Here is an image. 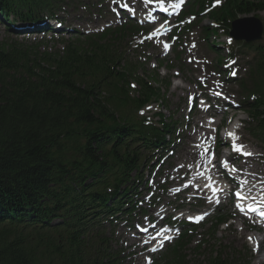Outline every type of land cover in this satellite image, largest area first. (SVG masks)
Instances as JSON below:
<instances>
[{"label":"trees","instance_id":"obj_1","mask_svg":"<svg viewBox=\"0 0 264 264\" xmlns=\"http://www.w3.org/2000/svg\"><path fill=\"white\" fill-rule=\"evenodd\" d=\"M63 1L0 0V17L29 19ZM212 1L192 0L183 17ZM224 1L209 19L227 34L239 17L264 13V0ZM139 31L79 37L60 52L0 45V264H122L105 224L132 198L143 151L165 149L174 135L163 116L152 126L136 115L163 99L125 58L124 39ZM203 31L206 41L217 33ZM245 49L256 56L238 86L255 97L244 109L264 142V45ZM191 241L184 233L156 264H187ZM240 254L221 251L207 264H248Z\"/></svg>","mask_w":264,"mask_h":264},{"label":"rangeland","instance_id":"obj_2","mask_svg":"<svg viewBox=\"0 0 264 264\" xmlns=\"http://www.w3.org/2000/svg\"><path fill=\"white\" fill-rule=\"evenodd\" d=\"M109 1V0H106ZM116 0H113V2ZM151 2L153 0H150ZM169 1H176V0H169ZM134 4V8L139 10L141 7H144L143 2L141 1H131ZM95 3V4H94ZM83 4L89 5L91 8L90 13H84L82 9L73 10L72 8L65 7L64 10H66V18L71 22L70 28L79 30L80 32L91 33L93 31H99L102 28L107 27L111 21H118V18L116 16H111L110 13L105 14L103 17L99 18L97 15V11L99 8H95L96 6V0H84ZM93 4L95 7H93ZM111 10H115L113 5L110 6ZM258 17L262 22L264 21V15H259ZM64 17V15L62 16ZM74 23L79 24V27H73ZM196 23V22H195ZM176 24V21L173 23L168 24L167 26H170L173 28V26ZM264 24V23H263ZM195 25V24H194ZM78 26V25H77ZM204 26H210V23L208 20H204L201 25H199V28L195 29V31L189 35L188 37H184L182 39V48L183 50L180 52V60L175 63V59L177 58V55L174 54V51H171L167 53L166 50L163 49V42H167V40H154L153 42L151 39H148L146 42H138L139 47L136 49L134 53L129 52V56L133 62H138V65L140 67H143L145 64L146 57H148L149 64L148 68L150 70L153 69V65L157 67L160 62L164 63V69L163 71H160L158 74L161 78V80H166L167 82H170V87L168 91H164L166 93V100L168 102L167 108H161L163 111V114L167 118V121L174 120L177 122L178 127L180 130L185 134L184 141H177V151L178 153L176 156L169 160L174 166L175 169L168 172L169 176L173 175L175 179L178 181H182L184 177L177 178L178 172L181 169V167H185L187 165L192 166V161L198 158L199 155L203 154L204 150L208 148L209 144H213L215 140L213 141H205L208 142L205 145L201 146V149L198 150L197 147V140L204 138L206 139L201 132L200 126L207 124L210 125L213 129L210 131V139H214V129L218 128L220 131V128L222 126L227 127L231 124L235 123V126L239 125L237 129L240 131L238 132V137L240 139V143L245 145V151L252 153L251 159H244V162H241V167L246 169H251L254 172H259L257 174L258 177H264V148L261 147V145L251 136L249 135L247 129L251 127L248 126L247 129L243 130V122L249 124V120L247 117V114L239 111L234 108H231L229 112H226L223 115L219 112L220 110L213 108L205 114L202 110L205 108L201 105L200 101L196 108L192 111L190 115H188V111L190 110V97L192 95L198 96V91L203 90V93H207L206 97L211 100V97L214 95L212 94V89L221 88L225 91L221 97H224L226 99H230L233 104L236 102L239 104H242L244 102V98L242 96H239L238 89L234 86V84H228L223 80V78H230L226 75V73H223L222 76L218 79V72L225 71L222 66L217 68L216 71L213 70L212 66H215V60L212 58V56H209L207 53V48L200 42V35L203 36L201 28ZM154 30V29H153ZM173 31V29H172ZM154 31H152L153 33ZM74 34H62L61 36H55L54 34H48L46 37H27V35L19 34V36L14 35L11 33L10 28H7L6 25L0 24V44L6 45L8 42H17L19 45L23 47H31L32 45H39L40 49L42 51H52V52H59L62 51L64 47L67 46L68 43L71 42V40H75V36H72ZM163 41V42H161ZM220 44H224L226 42L225 38H222L218 40ZM264 41V38L261 42ZM155 42V43H154ZM161 42V43H159ZM178 42V41H177ZM175 42V44L177 43ZM260 42V43H261ZM195 44V47H192V45ZM259 44V43H256ZM146 46V47H145ZM143 47V48H141ZM206 48V49H205ZM181 49H178V51ZM238 50L235 46V53H237ZM239 55V53L237 54ZM221 57L223 58L222 63L224 62V59L226 58V54L222 53ZM239 64L247 61L245 58L242 57V55L238 56ZM167 66V67H166ZM169 67H173L175 69L169 70ZM242 69V68H241ZM153 72L152 70H150ZM177 73H179L178 76ZM143 74V72H142ZM244 75V72H239V77H242ZM220 80V81H219ZM133 83V82H132ZM179 86L180 88L177 89V91H174V87ZM218 90V89H217ZM219 91V90H218ZM233 94H236L233 95ZM228 96L229 98H227ZM186 97L188 98V101L186 100ZM234 100V101H233ZM216 107L221 108L222 105V99L217 100ZM235 102V103H234ZM252 102V101H251ZM212 101H210L211 106ZM225 104V103H223ZM158 107L153 106L149 110L144 111L145 117H153V114L157 112ZM213 117L212 123L208 122V117ZM157 121L156 118H154V122ZM238 121V123H237ZM187 122V123H186ZM222 124V126H221ZM242 129V130H241ZM224 135V133H221ZM219 141L222 145H220V152L222 155H225L228 153V151L225 150L223 147V142H227L228 138L226 136H221L218 134ZM196 138V140H195ZM224 150V151H223ZM151 158H148L146 162H149ZM202 160H205V157H202ZM152 162L155 164L156 160H151V164L148 166L151 167ZM200 162V160L198 161ZM149 169V168H148ZM147 168H144L141 170L140 178H142V182L137 183V187L142 190L141 196L138 202L144 205V203L148 202L150 193L152 190H155L156 196L161 195V190L155 189V183L151 180V186L148 187V181L149 178L152 176L149 174ZM191 172V171H190ZM192 173V172H191ZM182 175V174H181ZM159 178L157 180V183L162 182ZM171 179L169 178V181ZM182 183V182H181ZM170 184V183H169ZM168 184V185H169ZM175 185H179L180 183L174 182ZM147 185V186H146ZM176 188V187H175ZM173 189L174 192H176V189ZM192 190H187L186 192H189V195L184 196V194H180L178 196H171L169 192L162 194V201L165 204L163 206H170L169 208L172 210L173 207L176 206H182L183 204L186 206L190 201V198L193 196L191 193ZM150 201V200H149ZM154 202H158V200H155ZM140 205V204H139ZM190 207L188 205L184 208L185 211H188ZM145 210V209H144ZM207 210L211 209L207 207ZM155 208L154 206H151L150 213L154 212ZM222 212L229 213L230 215H233V209L229 208L228 206L224 207ZM198 213V212H196ZM214 214V213H213ZM215 216V215H214ZM213 216V217H214ZM234 216V215H233ZM213 217L209 218L207 222L211 221ZM139 220L144 223L145 219L137 218L133 220V223L138 222ZM239 218H235L229 223L228 226H225L221 230H219L218 234L215 237H211L208 234L206 235L207 231L203 229H199L196 233L193 235V242L191 246L189 247V250L186 253L187 256V262L189 264H206L210 260L214 258L215 255L219 251L223 250V248H229V247H235L236 251L242 252V254L245 253L244 248L248 249V251L251 254V258H249V261L251 264H264V245L262 247L261 252H257L249 245V237L251 238L253 234L247 233V231L242 230V223ZM207 224V223H206ZM227 229V230H226ZM132 234H135V231H127V227L124 228L123 223L119 225L115 229L114 233V240L117 243V247H122L123 251L126 250V262L124 264H144L148 257H146L145 253L147 249L142 250L143 244L138 243V250L134 252L133 247H129L130 245V239L132 238ZM202 242L200 245H196L197 243ZM196 245V246H195ZM202 246L201 248H204L199 254L195 253V247ZM165 252V251H164ZM162 255H158L156 258H160ZM250 256V255H249Z\"/></svg>","mask_w":264,"mask_h":264},{"label":"snow or ice","instance_id":"obj_3","mask_svg":"<svg viewBox=\"0 0 264 264\" xmlns=\"http://www.w3.org/2000/svg\"><path fill=\"white\" fill-rule=\"evenodd\" d=\"M150 0H143L144 4H148ZM184 2V0H181V4ZM218 2V0H217ZM164 11H167V8L164 7L163 2L159 5ZM171 7L178 8L180 7V4H172ZM143 43V41H141ZM170 47V45L165 44L164 48L167 50ZM192 47H195V44L192 45ZM235 63V61H233ZM155 67V65H153ZM232 75H236L235 72L231 73ZM132 87H135L133 85ZM216 95H220V93H216ZM193 99L190 97V100ZM239 127V125H237ZM230 137L233 138V144L231 145L233 152L237 153L236 159L239 157H249L252 155V153L245 151V145L242 143H236L235 141L239 140L238 136H235L234 133L228 134ZM208 154V150H205V155ZM227 163L228 160H225L224 162H217L213 167L217 170V172H220L221 170H225V174H227V171L232 172H239L242 171V169H236L233 167L232 169H227ZM183 167V166H182ZM199 175H203V173H200ZM211 179V178H210ZM260 187L257 189L256 184L250 182L248 180H243L238 183V190L234 192H229L226 195H231L236 199V208H238L242 213L245 215H249L251 218V214H256L262 219H264V181L260 182ZM187 186V185H186ZM205 188H208L211 190V197L209 199V202L214 203H220L221 194H224L223 188H218L215 186V184H208L206 183L204 185ZM204 215H207V213L201 215L200 219L202 220L204 218ZM198 222V221H197ZM144 231H147V229H143ZM153 239H155L153 237ZM167 239L171 240V237H167ZM251 239V238H249ZM161 246H163L161 244ZM156 248H152L151 251H156ZM148 264H151V261H148Z\"/></svg>","mask_w":264,"mask_h":264},{"label":"water","instance_id":"obj_4","mask_svg":"<svg viewBox=\"0 0 264 264\" xmlns=\"http://www.w3.org/2000/svg\"><path fill=\"white\" fill-rule=\"evenodd\" d=\"M242 23H251V29L249 33L240 34L241 32L237 29ZM231 35L238 41L245 40L246 42L258 41L262 38V25L257 20H250L249 22H237L233 25V31Z\"/></svg>","mask_w":264,"mask_h":264},{"label":"bare ground","instance_id":"obj_5","mask_svg":"<svg viewBox=\"0 0 264 264\" xmlns=\"http://www.w3.org/2000/svg\"><path fill=\"white\" fill-rule=\"evenodd\" d=\"M83 12L85 13V11H83ZM46 23H47V24H52V25H56V26H57L56 23L51 22V21H46ZM66 23H68V22H66ZM64 28H66V27H63V29H64ZM58 29H59L60 32H62V33H65V32H66V30H62V29H60V28H58ZM57 33H58V32H57ZM57 33H56V34H57ZM254 47H257V45L254 46ZM244 66L246 67L245 64H244ZM178 88H180V87H179V86H175V87H174V91H175V90L177 91ZM198 179H201V176H199ZM248 181L250 182V184H252V183L256 184L257 189L261 186V185H260V182H258V181H251V180H248ZM136 238H137V235L134 234V235H133V238H132L131 240L133 241V240H135Z\"/></svg>","mask_w":264,"mask_h":264}]
</instances>
